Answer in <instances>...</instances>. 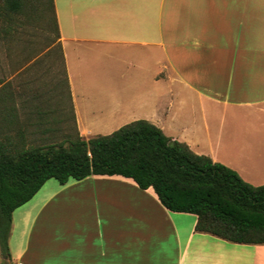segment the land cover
<instances>
[{
  "label": "crops",
  "instance_id": "1",
  "mask_svg": "<svg viewBox=\"0 0 264 264\" xmlns=\"http://www.w3.org/2000/svg\"><path fill=\"white\" fill-rule=\"evenodd\" d=\"M54 3L72 117L84 139L147 120L245 182L264 183V0ZM196 221L119 176L50 179L13 214L11 258L264 264V245L196 232Z\"/></svg>",
  "mask_w": 264,
  "mask_h": 264
},
{
  "label": "trees",
  "instance_id": "2",
  "mask_svg": "<svg viewBox=\"0 0 264 264\" xmlns=\"http://www.w3.org/2000/svg\"><path fill=\"white\" fill-rule=\"evenodd\" d=\"M39 8L56 33L64 62L54 0H0V40L20 45L23 18ZM67 89L71 103L68 81ZM75 129L67 144L29 147L23 136L0 140V264H14L9 240L18 208L50 179L65 185L89 176H119L152 189L167 210L195 215L196 232L264 245V185L245 182L235 170L195 153L147 120L88 140Z\"/></svg>",
  "mask_w": 264,
  "mask_h": 264
},
{
  "label": "rangeland",
  "instance_id": "3",
  "mask_svg": "<svg viewBox=\"0 0 264 264\" xmlns=\"http://www.w3.org/2000/svg\"><path fill=\"white\" fill-rule=\"evenodd\" d=\"M40 11L23 18L20 45L0 40V140L23 136L29 147L76 133L57 36Z\"/></svg>",
  "mask_w": 264,
  "mask_h": 264
}]
</instances>
